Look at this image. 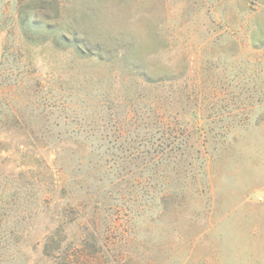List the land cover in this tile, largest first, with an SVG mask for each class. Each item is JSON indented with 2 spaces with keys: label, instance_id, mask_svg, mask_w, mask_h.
Returning <instances> with one entry per match:
<instances>
[{
  "label": "rangeland",
  "instance_id": "374dc122",
  "mask_svg": "<svg viewBox=\"0 0 264 264\" xmlns=\"http://www.w3.org/2000/svg\"><path fill=\"white\" fill-rule=\"evenodd\" d=\"M51 233L264 264V0H0V264H56Z\"/></svg>",
  "mask_w": 264,
  "mask_h": 264
},
{
  "label": "trees",
  "instance_id": "16d2710c",
  "mask_svg": "<svg viewBox=\"0 0 264 264\" xmlns=\"http://www.w3.org/2000/svg\"><path fill=\"white\" fill-rule=\"evenodd\" d=\"M71 206V204H70ZM69 206V207H70ZM68 206L67 208H65L64 212H63V222L61 224H59V226H61V228L63 230H61L58 234L60 235L62 232L65 233L66 231V226L69 222L64 220V216L68 217L70 210L68 211V209H70ZM73 220V218L71 219V221ZM90 221V220H89ZM90 223V222H89ZM89 227L91 229V231L89 232ZM88 234L90 237H94L96 238V234L97 231L91 226V224L88 226V230H87ZM45 255L48 258L54 259L55 263L58 264L59 262H57L60 259H64L65 262L64 264H73V260H71L70 256L73 254H70V256L68 255V249H66L65 251H62V246L60 245V243L57 240V235L54 233H51V235L47 238L46 243H45ZM84 251V250H83ZM82 251V252H83ZM63 264V263H62Z\"/></svg>",
  "mask_w": 264,
  "mask_h": 264
}]
</instances>
